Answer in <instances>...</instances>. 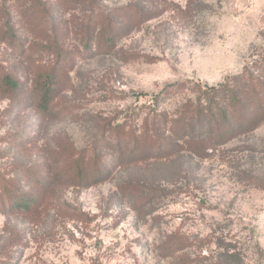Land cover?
I'll use <instances>...</instances> for the list:
<instances>
[{
    "label": "rangeland",
    "instance_id": "rangeland-1",
    "mask_svg": "<svg viewBox=\"0 0 264 264\" xmlns=\"http://www.w3.org/2000/svg\"><path fill=\"white\" fill-rule=\"evenodd\" d=\"M97 4L126 6L111 52L85 50L80 33ZM261 58L264 0H0V75L22 84L0 91V251L13 230L23 238L9 264H172L161 247L176 232L191 264H264V122L205 156L160 158L130 139ZM55 65L41 112L31 86ZM16 194L36 213L6 207Z\"/></svg>",
    "mask_w": 264,
    "mask_h": 264
},
{
    "label": "trees",
    "instance_id": "trees-1",
    "mask_svg": "<svg viewBox=\"0 0 264 264\" xmlns=\"http://www.w3.org/2000/svg\"><path fill=\"white\" fill-rule=\"evenodd\" d=\"M81 1L97 3V0ZM125 10L126 6L107 9L97 4V7L92 9L93 15L88 16V22L86 21L81 27L80 33L87 40L85 50H89L91 44L101 52L114 50L118 38L116 16ZM56 51L60 57H66V53L61 48ZM263 63L262 58L255 60L253 62L255 68L252 71L247 68L239 76L227 82L200 88L196 99H189L185 102L175 116H171L168 112H159L152 121L151 129L146 127L141 129V134L131 133L130 139L138 144L131 146V149L141 150L143 141L152 144L151 148L161 149L160 158L169 159L184 151L205 156L210 148L224 142L229 138V134L238 131V128H257L264 122V74L255 75V71H257L256 68L263 67ZM60 81V68L57 65L41 67L36 72L31 89L34 96L37 97L36 107L39 111H50L60 89ZM21 87V81L10 73L3 72L0 75V91L6 96H14ZM79 159L76 160V174L83 181L88 170L78 162ZM11 201L6 202V207L10 205L11 208L20 209L21 212L27 214L36 213L38 206H32L33 199L29 200L16 194L11 198ZM0 203H5L1 196ZM189 239L186 234L179 232L169 236L161 247V250L165 251L163 256L173 255L172 264L193 263L196 261L195 258H191L187 254L174 255L175 252L190 245ZM20 242H23L21 234L17 230H13L7 248L0 251V264H9L7 258L11 248L8 246Z\"/></svg>",
    "mask_w": 264,
    "mask_h": 264
}]
</instances>
